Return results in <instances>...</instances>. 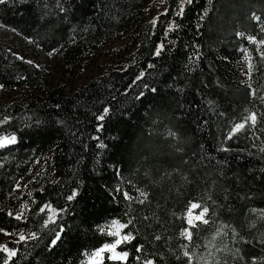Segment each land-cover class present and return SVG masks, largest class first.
<instances>
[{"label":"trees","instance_id":"obj_1","mask_svg":"<svg viewBox=\"0 0 264 264\" xmlns=\"http://www.w3.org/2000/svg\"><path fill=\"white\" fill-rule=\"evenodd\" d=\"M150 2L0 4V26L63 65L66 81L0 42V95L11 94L0 96V137H16L0 148L10 264H86L116 239L114 221L134 237L117 248L128 259L106 253L99 264H264V0H165L155 23ZM113 41L122 46L105 52ZM103 54L109 62L75 85ZM253 112L256 124L228 139ZM194 202L209 223L189 241ZM44 205L58 211L47 227ZM20 233L37 238L18 242Z\"/></svg>","mask_w":264,"mask_h":264},{"label":"snow or ice","instance_id":"obj_2","mask_svg":"<svg viewBox=\"0 0 264 264\" xmlns=\"http://www.w3.org/2000/svg\"><path fill=\"white\" fill-rule=\"evenodd\" d=\"M21 2H23V0H21ZM184 2H186L187 4H191L193 2V0H184ZM6 3H8V0H0V4H6ZM183 7H184V4L181 3L180 4V13H179L180 15H182V13H183ZM254 19L257 22H260V20H261V18L258 17V16L254 17ZM153 23H155V21H153ZM261 31H264V23L261 24ZM238 35L244 36L243 33H239ZM246 39L249 40L252 43H257L255 37L247 36ZM259 44L260 45H264V39L260 40ZM160 49H163V45H160ZM242 51H247V50L244 49ZM155 54L157 56H159L160 55V50H157ZM259 55L261 57H264V52H259ZM19 59L23 60L24 58L23 57H19ZM28 63L32 64L33 62L32 61H28ZM36 67H39V65H36ZM248 68L249 69L252 68V65L250 63L248 64ZM153 91H154V89H153ZM251 94L255 95V92H252ZM260 99L262 101H264V97H261ZM105 112H107V109H105ZM261 115L264 116V114H261ZM99 119L103 120L104 116L103 115L99 116ZM3 122H7V121L5 120ZM249 122L251 123V125H255L256 124L257 115H256L255 112L250 113L247 117H245L243 122L234 124V126H233L232 130L230 131V133L228 134L227 138L231 139L237 133H239L240 131L245 129L246 125ZM15 142H16V137L15 136H11V137L5 136L3 138H0V148H4V147H6L8 145L15 144ZM141 195L143 196L145 194L141 193ZM124 196H125V198L131 199V197L127 196V193H124ZM69 199H72V197H69ZM46 209L50 210V205H44L40 209V211L41 212H45ZM197 209H200L199 214L194 215L193 210H197ZM208 213H209V208L207 206H203L202 207L201 204H199V203H195V202L191 203L190 204V208H189V210L187 212V220H186V223H187V225L189 227L185 228V230L181 233V235L185 236V238L187 240L191 241L192 240V231H191V229L199 227V224H197L196 222H200V224H204V225L208 224L209 221L207 219H205V216ZM9 215H12V213H9ZM54 215H55V213L53 215H51V216H48V219L45 221L44 227H47V225L49 223H55ZM23 216H24V213H23V211H21L14 218L17 219V220H20V219L23 218ZM126 227H127V224H119L118 222L114 221L112 223L110 229L107 231V234L109 236L116 237V239L112 243H108V244L103 245V247H101L99 250H97L95 253H93L92 254V259L95 261L97 258L101 257L102 253L107 252V253H110V255L108 256L109 260L126 262L127 259H128L129 253L127 251H120V252L117 251L118 246H120L121 244L130 243L134 239V237L130 233L121 235V231L120 230L122 228H126ZM219 234L220 233L217 232V235H219ZM28 238H32V239L37 238L36 237V233H30V237H26L23 233H20L19 237H18V242L19 241H25ZM57 238H59V237H57ZM213 239H215V238H213ZM185 248H187V245H185ZM141 250L142 249H140V248L137 249V251H141ZM0 253H5L6 254V256L3 257L2 264H10L12 258L17 256V251L15 249H13V248H9L7 245L0 246ZM184 256L185 257H189V259H191L188 251L184 252ZM137 259H139V257H137ZM146 264H153V261H150V260L146 261Z\"/></svg>","mask_w":264,"mask_h":264},{"label":"rangeland","instance_id":"obj_3","mask_svg":"<svg viewBox=\"0 0 264 264\" xmlns=\"http://www.w3.org/2000/svg\"><path fill=\"white\" fill-rule=\"evenodd\" d=\"M164 1L165 0H151L150 5H151V10L153 9V11H150V18L152 19V21H156L159 14L160 13H164L166 11V7H164ZM0 42H4L6 43L11 50L15 51L18 57H23L24 59H26L27 61H32L34 65H39V69H41L42 71H45L47 73H49L50 76H52L56 83L61 86V87H65L66 85V81H63L65 76H64V66L61 65L60 63H57L53 58H51L50 56H41L38 54L37 49L32 46L29 42H27L26 40L21 39L16 33H14L13 31L0 26ZM122 41H113L111 43L110 46H108L107 48L104 49L105 52L111 53V50H116L119 47L122 46ZM106 62H109L107 60V57L105 56V54H103L101 57L97 58V63L92 66L91 68H89L88 70L85 71L84 76L81 80H76L74 82L77 84L83 83L85 80H87L88 78H90L93 75L97 74V71L99 70V68L101 66H103ZM76 85V84H75ZM70 89L69 88H65V91L68 92ZM10 93H2L0 96H2L3 101L7 102L10 98ZM5 137V136H3ZM0 137V138H3ZM11 137V136H8ZM30 180V178H28L26 181H22L19 183V185L17 186L16 189V193L17 194H21L22 191L24 190V187L26 185V183ZM49 213V216L54 215V220L56 219L57 215H58V211L53 209L52 207H50V210H47ZM200 209L197 210H193L194 215L199 214ZM197 223V222H196ZM112 224L109 225V229L111 227ZM123 229V228H122ZM122 229L121 231V235H122ZM2 243V239L0 236V244ZM102 253L100 258H97L95 261L92 259V255L88 257L86 264H99L104 255L106 254ZM110 255V253H108Z\"/></svg>","mask_w":264,"mask_h":264}]
</instances>
